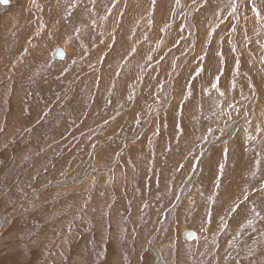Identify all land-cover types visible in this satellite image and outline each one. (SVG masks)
Wrapping results in <instances>:
<instances>
[{"label":"rangeland","instance_id":"1","mask_svg":"<svg viewBox=\"0 0 264 264\" xmlns=\"http://www.w3.org/2000/svg\"><path fill=\"white\" fill-rule=\"evenodd\" d=\"M252 7L0 4V264H264V87L248 61L264 53V19ZM238 121L253 129L252 199L224 207L241 150L225 142L213 193L205 157Z\"/></svg>","mask_w":264,"mask_h":264},{"label":"crops","instance_id":"2","mask_svg":"<svg viewBox=\"0 0 264 264\" xmlns=\"http://www.w3.org/2000/svg\"><path fill=\"white\" fill-rule=\"evenodd\" d=\"M6 25H12V23L10 24H6ZM262 43L264 44V38ZM253 56V57H252ZM251 60V62L253 63L254 66H257L259 68H261L262 70H255L252 71L254 76H256L258 78L259 81H261L262 83V88L264 87V53H253L248 61ZM261 93H263V90L261 91ZM251 103V99L249 101V106ZM245 103L243 102L241 107L243 110V105ZM258 106V111L264 110V101H262L260 103V105ZM260 113L258 112L257 114V124H259L261 127H264V125L261 123V118L259 117ZM231 128H235L233 131L229 130L228 134L226 136H224L223 138H220L218 141H220V143H217L218 145L214 144L212 146L211 149L208 150V154L205 157L206 160V176L208 179V182L206 183L205 186V190L208 192H215L216 186H215V178H217L219 172H220V160L223 154H225V149H227V144H225V142L228 139H232L234 138V142L239 146L241 153L239 155V160H237L236 165L234 167V169L232 170V177L230 178V180H228L223 187L219 190L220 191V195L222 196V200H223V206L226 207L227 205H229L233 200L237 199V198H242V200L245 198V196H247L248 199H252L249 195V192L247 193L245 190L246 188L243 186V179H244V175L247 172V161H246V141L250 139V135L253 132V129H251L250 131L245 129L243 126H241V122H235L234 126H232ZM230 128V129H231ZM264 131V129H263ZM218 148V149H215ZM214 150V151H213ZM194 179H192L193 181ZM194 184V182H193ZM192 185V183H191ZM261 195L264 197V193L261 192ZM192 199H196L194 197H192ZM246 213V212H245ZM242 216L241 215H237ZM245 220V218L242 219V222ZM188 230V229H187Z\"/></svg>","mask_w":264,"mask_h":264},{"label":"snow or ice","instance_id":"3","mask_svg":"<svg viewBox=\"0 0 264 264\" xmlns=\"http://www.w3.org/2000/svg\"><path fill=\"white\" fill-rule=\"evenodd\" d=\"M176 2L179 3V0H176ZM252 2H253V7H252L251 10H252L254 13H256V15H257L259 18L264 19V17H260L259 11H258L257 8L255 7V2H254V0H252ZM7 3H8V0H0V4H7ZM153 3H155V0H153ZM231 9H232V13H235V12L237 11V5H236L235 3H232V4H231ZM57 54L60 55V56H63V52L60 51V50H58ZM200 59L202 60L203 57H200ZM202 70H203L202 68H201V69H198V71H197V75H198L199 72L202 71ZM218 80H219V77H217V81H218ZM212 87H213V88H217V84L213 83V84H212ZM220 95H223V93H220ZM226 155H227V149H225V156H226ZM220 169H221V175H222V174H223V165L220 166ZM245 199H247V196H245ZM232 211H233V212L236 211V208H233ZM257 215H258V214H257Z\"/></svg>","mask_w":264,"mask_h":264},{"label":"water","instance_id":"4","mask_svg":"<svg viewBox=\"0 0 264 264\" xmlns=\"http://www.w3.org/2000/svg\"><path fill=\"white\" fill-rule=\"evenodd\" d=\"M58 50L62 51L63 52V56H60L57 54ZM65 56V51L63 48L61 47H57L54 51V57L56 59H61V58H64ZM184 236L187 238V239H194L197 237V233L194 231V230H191V229H188V230H185L184 231Z\"/></svg>","mask_w":264,"mask_h":264}]
</instances>
